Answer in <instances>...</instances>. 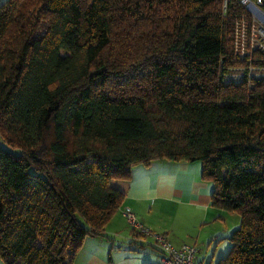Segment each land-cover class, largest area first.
I'll return each instance as SVG.
<instances>
[{
	"label": "trees",
	"instance_id": "obj_1",
	"mask_svg": "<svg viewBox=\"0 0 264 264\" xmlns=\"http://www.w3.org/2000/svg\"><path fill=\"white\" fill-rule=\"evenodd\" d=\"M264 9V0H262ZM231 0L0 3V259L71 264L153 160L197 161L240 223L216 264H264V78L223 83Z\"/></svg>",
	"mask_w": 264,
	"mask_h": 264
},
{
	"label": "crops",
	"instance_id": "obj_2",
	"mask_svg": "<svg viewBox=\"0 0 264 264\" xmlns=\"http://www.w3.org/2000/svg\"><path fill=\"white\" fill-rule=\"evenodd\" d=\"M111 185L124 195L122 203L101 235L84 239L71 264H162L163 255L151 244L152 237L132 229L123 206L131 208L138 223L165 234L174 246L195 245L194 264H216L227 252L234 224L226 210L211 205L212 184L202 179L199 162L157 159L136 164L128 178L113 179Z\"/></svg>",
	"mask_w": 264,
	"mask_h": 264
},
{
	"label": "built area",
	"instance_id": "obj_3",
	"mask_svg": "<svg viewBox=\"0 0 264 264\" xmlns=\"http://www.w3.org/2000/svg\"><path fill=\"white\" fill-rule=\"evenodd\" d=\"M231 0H221V12L227 14ZM243 10L232 19L229 49L234 62L220 76L223 83H239L246 79L248 86L254 79L264 78V9L262 0H236ZM122 214L133 230L151 236V244L163 255L162 264H194L197 248L192 244L174 246L165 234L155 232L138 223L128 206Z\"/></svg>",
	"mask_w": 264,
	"mask_h": 264
},
{
	"label": "rangeland",
	"instance_id": "obj_4",
	"mask_svg": "<svg viewBox=\"0 0 264 264\" xmlns=\"http://www.w3.org/2000/svg\"><path fill=\"white\" fill-rule=\"evenodd\" d=\"M0 146H2L3 148L9 149L10 151H12L15 154H19L20 153V149L18 148H11L10 146H8L5 142L2 141V139L0 138ZM226 218L228 219L229 222H233V227H237L240 223V216L238 215L237 212H230L227 211L226 213ZM233 229V228H232ZM230 245V242H229Z\"/></svg>",
	"mask_w": 264,
	"mask_h": 264
}]
</instances>
